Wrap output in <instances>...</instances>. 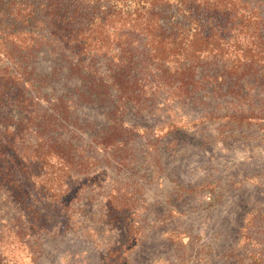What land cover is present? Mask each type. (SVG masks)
<instances>
[{"label":"trees","instance_id":"trees-1","mask_svg":"<svg viewBox=\"0 0 264 264\" xmlns=\"http://www.w3.org/2000/svg\"><path fill=\"white\" fill-rule=\"evenodd\" d=\"M253 85L264 97V0H0V264H36L84 202L127 212L138 228L144 188L121 173L141 128L119 113L125 105L152 113L160 90L205 103ZM76 101L102 106L101 157L78 152L90 125H78ZM217 114L264 130V108ZM167 125L143 132L182 128ZM240 239L237 264H264V211L249 213Z\"/></svg>","mask_w":264,"mask_h":264},{"label":"rangeland","instance_id":"rangeland-1","mask_svg":"<svg viewBox=\"0 0 264 264\" xmlns=\"http://www.w3.org/2000/svg\"><path fill=\"white\" fill-rule=\"evenodd\" d=\"M166 97L163 90L156 94L152 113L129 104L119 112L128 125L141 128L121 173L144 188L138 228L130 230L127 212L107 217L99 203L84 202L73 231L48 239L36 264H237L247 254L241 228L251 211H264V130L257 123L227 125L212 117L263 111L260 87L243 89L240 96L221 91L205 103ZM73 116L79 126L90 125L77 137L78 152L101 157L92 138L105 125L102 106L76 101ZM191 120L194 128L183 127L194 125ZM169 123L182 128L163 135ZM161 126L162 138L143 132Z\"/></svg>","mask_w":264,"mask_h":264}]
</instances>
